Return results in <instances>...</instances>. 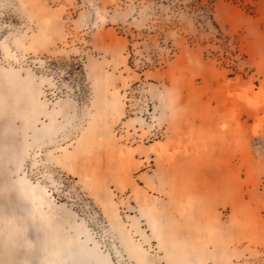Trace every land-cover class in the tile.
<instances>
[{
	"label": "rangeland",
	"instance_id": "374dc122",
	"mask_svg": "<svg viewBox=\"0 0 264 264\" xmlns=\"http://www.w3.org/2000/svg\"><path fill=\"white\" fill-rule=\"evenodd\" d=\"M0 264H264V0H0Z\"/></svg>",
	"mask_w": 264,
	"mask_h": 264
},
{
	"label": "bare ground",
	"instance_id": "6f19581e",
	"mask_svg": "<svg viewBox=\"0 0 264 264\" xmlns=\"http://www.w3.org/2000/svg\"><path fill=\"white\" fill-rule=\"evenodd\" d=\"M242 91H243V90H242ZM244 91H245V90H244ZM255 92H256V91H255ZM240 93H241V92H239V94H240ZM251 93H253V92H249V94H251ZM256 93H257V92H256ZM231 94H232V93H231ZM236 95H237V93H236ZM241 95H242V94H241ZM241 95L239 96V98L242 97ZM243 95H244V93H243ZM245 95H246V94H245ZM245 95H244V96H245ZM253 95H256V94L254 93ZM248 96H249V95H248ZM245 98H246V100H247L248 97L245 96ZM250 98H251V97H250ZM237 99H238V97H237ZM239 100H240V99H239ZM243 100H244V99H243ZM249 100H250V99H249ZM251 101H252V99H251ZM251 101H250V102H251ZM243 102H245V101H243ZM245 103H247L248 105H252V102H251V104H249L248 102H245ZM255 103H256V102H255ZM247 104H246V105H247ZM254 106H255V105H254ZM248 107H249V106H248ZM261 119H263V118H260V119L258 120V122L261 121ZM256 123H257V122H256ZM259 126H261V125H259ZM259 126L257 125V127H259ZM262 127H263V126H262ZM255 128H256V127H255ZM260 128H261V127H260Z\"/></svg>",
	"mask_w": 264,
	"mask_h": 264
}]
</instances>
